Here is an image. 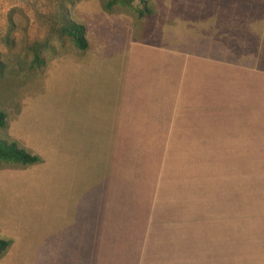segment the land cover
<instances>
[{
  "label": "rangeland",
  "instance_id": "obj_1",
  "mask_svg": "<svg viewBox=\"0 0 264 264\" xmlns=\"http://www.w3.org/2000/svg\"><path fill=\"white\" fill-rule=\"evenodd\" d=\"M56 1L0 0L6 62L0 137L41 159L23 167L0 162V238L10 240L0 264H15L1 259L17 261L20 249L31 264L32 255L36 264L86 261L80 253L94 222L102 243V200L116 211V232L109 236L116 240V264H133L150 218L149 251L164 257L162 264H264V114L255 101L248 128L235 127L234 120V127L220 129L225 135H214L208 125L195 131L209 134L168 140L116 135V114L146 97L152 76L160 85L161 59L154 64L152 56L166 47L163 23L181 20L179 33L191 43L192 17L176 15V5L183 6L169 8L171 0H146L150 12L141 19L135 1L104 11L103 0H65L68 16L85 28L87 48L52 38L55 50L44 51V65L30 69L26 45L45 37L39 21ZM169 10L176 13L162 15ZM6 33L11 45L3 42Z\"/></svg>",
  "mask_w": 264,
  "mask_h": 264
},
{
  "label": "crops",
  "instance_id": "obj_2",
  "mask_svg": "<svg viewBox=\"0 0 264 264\" xmlns=\"http://www.w3.org/2000/svg\"><path fill=\"white\" fill-rule=\"evenodd\" d=\"M175 2L185 8L184 13L183 7L176 5L177 13L169 10L162 15L176 13L182 17L187 11L192 24L186 31H193V40L187 43L179 33L184 24L181 20L175 25L170 20L163 23L161 41L164 44L167 39V44L152 56L154 64L161 59L160 85L152 76L143 89L146 97L128 101L124 112L116 114V135H162L168 140L174 135L209 134L195 131L206 125L216 129L214 135H225L220 129L234 127V120L235 127L247 129L250 102L255 101L256 110L264 114V0H171L168 7L174 8ZM177 39L183 42L176 43ZM250 47L251 52L246 50ZM148 48L156 50L153 45ZM250 90L255 92L251 101ZM94 175L99 172L93 171ZM112 193L116 196L115 191ZM102 209V243L97 239L98 223L94 222V234L80 253L86 261L77 259L73 264H116V240H109L110 233L116 232V211L113 205L106 209L103 200ZM147 222L133 264H162L165 258L149 251L153 246L148 226L153 225L154 218ZM17 254V261L10 255L1 262L11 259L15 264H31L23 249ZM31 257L36 264L38 256Z\"/></svg>",
  "mask_w": 264,
  "mask_h": 264
},
{
  "label": "trees",
  "instance_id": "obj_3",
  "mask_svg": "<svg viewBox=\"0 0 264 264\" xmlns=\"http://www.w3.org/2000/svg\"><path fill=\"white\" fill-rule=\"evenodd\" d=\"M134 1L138 3L136 9L137 18L141 19L148 15L150 10L146 5V0H103L102 8L104 11H112L113 7L116 5L129 6ZM64 2L65 0L56 1L55 9L47 13L39 21L41 25L45 26V37L39 40H33L26 45V49L31 55L27 63L28 68L36 70L44 65L45 57L43 52H52L55 50L51 41L52 38H57L59 41L66 38L80 51L87 48L88 43L85 37V28L83 24L72 20L68 16V9ZM7 33L3 37V42L7 45H11L12 38H10ZM5 71L6 62L3 60L2 53L0 52V75ZM5 123L6 114L0 109V127L4 126ZM40 160V157L17 145L14 140L0 137V162L17 164L23 167L38 163ZM9 243L10 240L0 238V256L7 249Z\"/></svg>",
  "mask_w": 264,
  "mask_h": 264
}]
</instances>
